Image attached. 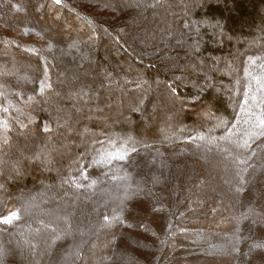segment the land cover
<instances>
[{
	"label": "trees",
	"instance_id": "1",
	"mask_svg": "<svg viewBox=\"0 0 264 264\" xmlns=\"http://www.w3.org/2000/svg\"><path fill=\"white\" fill-rule=\"evenodd\" d=\"M40 1L46 6L51 5L50 8L57 6L50 12L54 15L52 19L45 15L46 8L36 7L42 12V19H51L43 20L44 28L36 30L39 41L23 43L0 34V54L6 53V57L0 55V148L15 139L33 144V139L27 137L29 134L25 135L27 132L42 136V141L37 144L41 149L38 151L41 158L38 157L36 163L34 158L20 160L19 164L12 163L8 160L10 150L0 151V180L3 178L1 174L8 172V169H47L46 178L39 176L38 184L31 185L28 190H20L17 182L7 186L5 191L0 188V206H5L9 200H13L17 206L16 217L0 223L1 264H22L24 258L27 260L23 264L49 262L51 239L55 232L59 239H64V235L56 220L45 223L41 213L42 210L49 211V215L52 213L48 206L51 199L60 204L65 198L73 206L72 210L88 203L94 207L86 239L77 244L71 242L65 252L68 255L65 264H81L84 252L87 255L90 250L88 243L93 245L92 248L99 247V251L95 252L104 253L105 258L111 256L123 227L132 226L131 220L125 216L131 212L142 217L135 226L136 233H132L139 239V243L133 244L131 252L133 256L137 255V259L155 250L157 255L149 264H170L176 259H183L178 254L185 253L188 248L192 251L189 255L199 254L203 257V254L208 255L207 241L195 237L196 227L210 228L213 217L225 220L220 215L222 212L226 214L227 206L231 213L236 214L242 204H246V209L240 210L235 227L236 252L242 251L247 260L255 261L254 264H264L263 256L261 259L257 256V252H264V220L259 219L264 216V47L260 52L244 51L247 53L243 62L237 63L242 70L239 72L242 82L231 92L234 104L230 108L219 99H214L212 92L216 84L213 82L206 85L209 80H204L191 92L183 93L180 81L168 77L163 71V65H169L175 59L169 54L171 50L168 53L166 50L171 46L174 52L177 46L171 43L176 41L180 47H189L188 52L194 60L208 61L209 69L203 74L207 79L214 76L220 78L219 60L225 54L219 42L220 36L234 31L241 33V29L246 28L243 27L246 21L253 24L261 22L258 14L264 0H149L150 6L124 0L121 6L117 1L109 4L106 14H94L92 7L74 6L77 0ZM89 2L88 5H94V1ZM158 6L160 14L153 15L152 19L145 16L148 10ZM140 7H144V10L137 14ZM66 19L71 23L66 24ZM133 20L148 24L157 20L161 24L153 38L161 37L159 39L163 41L166 38V41L156 49L151 47L146 53L150 54L149 57H144L142 49L133 44L134 35L129 31L131 26L135 27V24H131ZM52 25L58 33L70 32L72 39L67 40L70 42L68 47L59 46L53 50L52 43H47V36L50 35L48 26ZM102 40L114 44L111 57L127 78L115 81L116 72L112 64H99L96 71L100 68L101 72L104 70L101 74L105 87L89 85L77 88L68 95L63 94V80L60 82L57 77L58 67L50 66L53 59L66 55L87 63L96 44ZM20 53H26L30 58L38 57L41 66L39 64L31 73L23 72L16 65ZM103 53V50L97 49L94 56ZM163 54L168 56L165 64L154 63ZM40 67L43 68L42 73H39ZM203 75L197 74L196 78ZM51 83L55 87L52 84L51 88ZM89 92L95 96H88ZM67 96L77 97V101L84 102L83 107L78 106L70 119L62 110V105L69 101ZM150 107L153 113L146 115ZM207 109L211 110L210 117L219 119L217 125L191 131L189 127L195 125L196 116L206 113ZM47 117L52 119L48 123L60 134L72 133L76 125L84 124L89 133L92 130L90 138H104L83 156L84 160L81 157L75 161L74 167L61 178L51 173L52 166L46 163L45 156L59 154L68 146V142L64 138L54 141L55 138L49 135L45 138L51 131L44 123ZM119 118L131 125L128 134L123 132V128L120 131L115 128L113 135L103 136V128ZM138 127L139 131L136 130ZM140 128L141 131L145 129L143 137H140ZM183 128L185 131L181 132ZM152 129L154 132L151 133ZM177 157H189L187 163L196 159L201 161L202 157L206 170L215 176L218 171L213 165L218 163L219 168L220 164L225 163L237 185L235 188L232 186L226 200L210 195L217 184L223 185L219 177L214 181L215 186L211 183L202 187L195 184V187L192 181L185 182L187 193L181 197L178 193H172V188L165 189V192H154L145 173L158 183L161 174L156 172L161 167L175 164L183 173L186 165L179 162ZM233 180L228 177L224 181L231 187ZM31 182L28 180L24 184ZM43 182L45 186L40 187ZM35 191L39 192V198L32 206L30 193L35 194ZM33 196L36 197V194ZM38 207L43 209L38 210ZM160 222L162 228L159 229L157 225ZM102 234H106L105 238L101 237ZM31 237L35 239L30 241ZM27 244L29 251L26 252L24 247ZM8 249L13 254L6 253ZM252 253L257 257L254 258ZM131 259L135 260L132 256ZM117 263L127 264L124 260ZM141 264L147 263L141 260Z\"/></svg>",
	"mask_w": 264,
	"mask_h": 264
},
{
	"label": "rangeland",
	"instance_id": "2",
	"mask_svg": "<svg viewBox=\"0 0 264 264\" xmlns=\"http://www.w3.org/2000/svg\"><path fill=\"white\" fill-rule=\"evenodd\" d=\"M76 1V0H75ZM77 4L74 6L82 7H92L94 14H106L108 11L106 10L107 6L111 4L113 1H117L118 6H121L120 4L124 0H77ZM89 1H94V5H88L90 4ZM131 4H138V5H151L149 0H127ZM31 5V8L28 7ZM46 8L44 10L45 15L48 14V18L51 19L54 18L53 13L50 12L53 11L51 5H44L43 2L40 0H0V34L6 35L10 37V40H17L22 41L23 43H30L33 44L37 40V33L36 30H39L44 28V21L43 20H50L51 19H42L43 16L41 15L42 12L37 10L36 7ZM144 10V7L139 8V12L137 14H141ZM157 13L160 14V6L153 7L151 10H148L145 16H148V18H153V15H156ZM56 14V13H55ZM258 17H261V22H256L253 24L251 21H246L242 28L241 33L238 31L232 32V34H223L219 38V42L222 44L221 46L224 47V53L221 55V59L219 60V72L217 76L211 77L210 79H207L205 77L204 72H206L209 69V63L205 59L202 60H194L191 58L188 49L189 47L184 46H178L176 41H173L171 45H176L177 47L173 49L171 46L169 47L170 51L169 54L175 56V59L173 62H170L169 65H163V71L168 74L167 76L176 78L180 82V90L184 92H191L193 89L198 87L201 83H203L204 80L208 81L206 82V85H209L211 82L216 84L214 88V92H212V95L215 97L214 99H219L220 102H223L228 105V108L231 107V104L233 105L232 100V93L234 92V89L242 82L241 75L239 72H241V68L238 67V62H243L245 58V52H250L251 50H256L257 52H260V50L264 47V6L260 9V12L258 14ZM131 26L130 32L134 35L133 38V44L134 46H137V48L142 49L141 51L144 53V57H149V55H146V53L149 52V49L151 47H155L156 49L161 43L162 46L166 41V38L159 39L161 37H158V39H154L153 37L156 36L158 29L161 26L160 23L157 22V20L153 24H148L142 21H136L133 20ZM147 22V21H146ZM66 24L71 23L68 19H66ZM158 23V24H157ZM157 24V25H156ZM55 25V24H54ZM158 26V27H157ZM48 30L50 31V35L47 36V43H52L53 50L56 49L59 46L68 47L69 43L67 40L71 41L72 35L70 36V32H64V33H58L55 26H48ZM28 30V32L26 30ZM114 30V29H113ZM25 31V32H24ZM84 34H87L86 32ZM159 35V34H158ZM69 36V38H68ZM87 36V35H86ZM85 36V37H86ZM87 38V37H86ZM82 39V38H81ZM84 39V38H83ZM85 40V39H84ZM143 45H140L142 44ZM139 46V47H138ZM115 46L111 41H101L99 44H96L95 48L91 52L90 60L85 63L83 60H79L77 57H69L66 55H63L64 57H60L59 59H53V63L50 65L53 68L58 67L57 70H59L57 77H59L60 82L62 81V92L65 95H68L69 93L75 91L77 88L82 87H88L91 86H97L103 88L105 87L106 83L103 80L102 77V71L101 68L96 71V67L99 64H112V68L115 70V81L118 79L121 81L122 79H126L127 76L125 75L124 71L117 68L115 63L112 59L111 53L114 50ZM103 50L104 53L101 56H94V53L96 50ZM57 51V50H56ZM262 51V50H261ZM165 53V52H163ZM3 57H6V53L2 52L0 54ZM163 56L165 58H163ZM161 57H157L156 62H165L168 56L166 57V54H163ZM36 58V60L34 59ZM97 58V60H96ZM8 62H12L8 59H6ZM18 61H16V65L18 68L22 69L23 72L31 73L33 72L40 64L38 57H29L26 53H20L18 56ZM26 62V65H25ZM32 64V66H31ZM165 64V63H164ZM41 66V64H40ZM49 66V69H50ZM39 73H42L43 68L38 69ZM51 70V69H50ZM107 72V71H106ZM52 74V71H51ZM197 74L203 75L200 78H196ZM189 78L187 79V77ZM93 80V81H92ZM211 81V82H210ZM52 84L50 87L52 88ZM55 84H53V87ZM235 87V88H234ZM95 96L94 93L89 92L88 96ZM67 99L69 101L65 102L66 104L62 105V110L66 111V115H69V119L73 118V115L76 113V109L78 106L80 108L83 107L84 102L77 101V97H68ZM73 100V101H72ZM73 105V106H72ZM72 106V108H71ZM61 107V106H60ZM74 110L71 112L70 110ZM123 108V107H122ZM126 110V108H125ZM146 115H151L153 113V109L151 107L147 109ZM112 112V111H111ZM110 112V113H111ZM211 110L207 109L206 113L202 115L196 116L195 119V125H192L190 128L191 131H196L198 129H204L206 127H211L214 125H217L219 122V119H214L209 116V113ZM113 113V112H112ZM111 113V114H112ZM65 114V113H64ZM114 114V113H113ZM49 117L45 118L44 123L45 126L51 129L49 134L45 136V138H48L49 136H52V138H55L57 140L58 138H64L68 142V146H66L62 152L55 155H49L46 154V163L51 164L52 166V174H56L57 178H61L63 175L67 174L70 169H72L75 165V161L78 159L84 160L83 156L90 152L95 145L99 144L104 138H101V136H94L91 137L89 135H92V130H90L91 133H89L87 130V126L84 124L76 125L75 130L72 133L62 132L60 134L58 131L54 130L52 127L53 125L49 124L48 121H52ZM70 121V120H68ZM140 122L142 120H139ZM110 126H106L103 128L102 135H113L115 133L114 129L117 128L118 131L125 130L123 132H127L128 130H131V125L128 123L126 124L125 121H122L121 118H119L115 122H110ZM141 125V124H140ZM139 125V126H140ZM183 125V124H181ZM184 126V125H183ZM149 127V126H148ZM185 128L182 129L181 132L185 131ZM139 131V127L136 129ZM145 129L141 131L140 128V137L144 136ZM154 132L152 129L151 133ZM158 135L160 134L157 132ZM29 134V135H28ZM128 134V132H127ZM25 135H28V139L34 141L33 144H28L27 142H23L19 139H15L12 143L5 144L1 146L0 151L10 150V157L9 162L12 163H20V160L23 159H30L34 158L35 163L38 162L36 159L38 157L41 158V154L38 156V151L41 150L37 144L39 141H42V136L36 135L31 132ZM49 135V136H48ZM98 135V134H97ZM123 135V134H122ZM44 140V138H43ZM32 141V142H33ZM181 148V147H176ZM179 152L182 150L178 149ZM187 158L189 157H177V160L181 162L182 164L186 165V171L182 173L183 170H178L179 166L173 164L170 167H161L157 170V174H161V180L158 183L153 179L152 177H149L147 173H145V176L148 177L147 180L151 182V186L154 188V192H165V189L172 188V193H175V195L182 196V194L187 193L185 190V182L192 181L198 186H204L206 185H213L217 177L220 178V180L223 181V185H216V190H213L210 195L214 198L217 197L219 199H228V194L231 193V189L235 188L234 186L237 185V181L234 182V175L229 173L227 171V166L223 164L219 165L218 163L212 162L214 164V168L217 169L218 173L217 175H213L212 173H209L206 168V163L204 162L203 158L201 157V161L196 159L192 160V163H187ZM42 160V159H41ZM176 162V161H175ZM55 163V164H54ZM211 164V165H212ZM12 166V165H11ZM9 166V167H11ZM26 166V164H25ZM27 167V166H26ZM49 168V167H48ZM156 174V176H157ZM38 176V177H36ZM40 177L46 178L47 176V169L41 170V167H33L32 169L25 170H13L8 169V172H4L1 174V177H3L0 180V188L5 191L7 186H12L15 182H17V185L20 187V190H28L31 185H37ZM155 176V175H154ZM229 177L230 180H233V185L228 186V183H226L227 178ZM28 180H32L31 184L25 185L24 183ZM45 182V181H44ZM40 183V187L45 186V183ZM157 182V183H156ZM219 185V186H218ZM223 186V187H222ZM233 186V188H232ZM196 187V186H195ZM39 191V190H38ZM170 192V193H171ZM32 196V199L29 201L30 204L36 205L37 199L39 198V192L35 191L36 197L34 192L30 193ZM231 195V194H230ZM229 195V196H230ZM233 195V194H232ZM156 196V194L154 195ZM208 200V199H207ZM206 200V204H207ZM246 205V204H245ZM244 204L241 205L240 208H237V213H231V209H229V206H227L226 214L224 215L223 212L220 215L221 217H225V220H221V218L213 217L210 228H201L200 226L196 227V233L195 237H198L199 239H202V241H207V249L206 253L208 255L199 256L197 255H189L192 253L191 249L188 248L185 253L178 254L183 259H176L173 262L175 264H254L251 260H247L246 257L243 256L242 251H238V243L236 239L234 238L235 235V227L237 226V222L239 220L238 215H240V210L246 209V206ZM49 209L51 210V214L49 215V211L42 210V216L44 217L43 220L45 223H49V220H56L58 223L59 230L62 235H64V239L57 238V232L54 234V238L51 239L49 244V250H51V258L47 264H65L67 262V253L66 250L71 245V242L73 241V244L80 243L81 241H84L86 238L85 236L90 231L89 226H91V221L93 218V205L91 203L86 204V206H81L77 210H72V205L70 203L66 202V198L64 201H62L60 204L56 203L55 199H51L48 203ZM0 223L8 222L17 215V206L14 203L13 200L6 201L5 206H0ZM47 207V206H46ZM36 209V208H35ZM39 209H43L38 207ZM47 216V217H45ZM127 218H129L132 222V226L125 225L123 227L122 233L119 235L118 242L116 245V248L113 251V254L109 257L104 256V253H97L99 251V247L92 248L93 245L88 243V247L90 250L88 251V254L86 255V252H84L83 258L80 260L81 264H119L117 261L124 260L127 262V264H141V260L146 262L147 264L151 263L153 261L154 255H157V252L155 250L149 251L145 254H143L140 258H136L137 255L133 256L131 252H133V244L139 243V239L137 238L136 234V225L139 223V219H142V217L138 214H135L134 212L126 213L125 215ZM7 218V220L5 219ZM40 220V217H38ZM52 218V219H50ZM261 220H264V216H260ZM42 220V218H41ZM163 221V219H160ZM56 224V223H55ZM162 222H160L157 225V228L161 227ZM218 225L219 227H217ZM110 229V228H109ZM195 230V229H194ZM264 232V230H262ZM106 234H102V238H105ZM145 236V235H144ZM197 238V239H198ZM35 238H30V241H32ZM31 243V242H29ZM123 245H126V247H123ZM29 244H27L24 247V251H29L28 249ZM156 247L159 249V246L156 245ZM114 248V246H113ZM120 248L121 250H119ZM243 249V246L241 247ZM59 250V251H58ZM86 250V249H85ZM92 251V252H90ZM97 251V252H95ZM177 251V250H176ZM179 251V249H178ZM177 251V252H178ZM6 253L13 254L10 249L5 251ZM89 252L91 253L89 255ZM253 252V251H250ZM205 253V252H204ZM259 253L257 256L259 259L263 256L264 259V252H257ZM253 257L256 258L255 253H252ZM2 254H0V257ZM131 256L135 258V260L131 259ZM85 257V258H84ZM11 258V256H10ZM13 259V258H11ZM112 259V260H111ZM2 260V258H1ZM15 260V257L14 259ZM26 258H24V263L26 262ZM183 260V261H182ZM48 261V258H47ZM112 261V262H111ZM22 262V264H23ZM111 262V263H110ZM171 262L170 264H172ZM1 264V262H0ZM126 264V263H125Z\"/></svg>",
	"mask_w": 264,
	"mask_h": 264
},
{
	"label": "snow or ice",
	"instance_id": "3",
	"mask_svg": "<svg viewBox=\"0 0 264 264\" xmlns=\"http://www.w3.org/2000/svg\"><path fill=\"white\" fill-rule=\"evenodd\" d=\"M7 220V218H5Z\"/></svg>",
	"mask_w": 264,
	"mask_h": 264
}]
</instances>
